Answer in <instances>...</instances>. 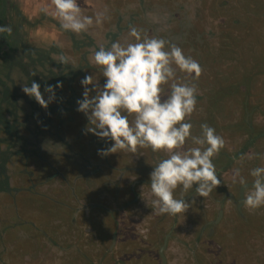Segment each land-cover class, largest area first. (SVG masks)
<instances>
[{"label":"rangeland","instance_id":"rangeland-1","mask_svg":"<svg viewBox=\"0 0 264 264\" xmlns=\"http://www.w3.org/2000/svg\"><path fill=\"white\" fill-rule=\"evenodd\" d=\"M78 3L82 13L93 16L94 21L96 13H103V22H94L87 33L65 31L58 19L40 10L45 6L54 10L51 0H7L3 12L11 32L21 36L22 44L33 46V51L44 58L40 61L34 53L29 58L17 56L18 66L28 71L32 65L41 74L48 68L57 69L56 64L62 68L58 59L64 55L69 60L65 65L79 69L80 73L70 85L66 82L62 86L63 99L55 92V99L49 103L61 108L60 114L54 115L58 130L50 127L51 132L58 133H45L50 145L41 146L40 141L48 138L37 134V149L30 147L31 153L14 156L8 162L12 191L0 192V264H158L141 253L143 248L147 249V242L159 239L150 247L156 250L170 229L166 253L169 264H264V206L252 210L243 205V215L239 214L236 203L240 185L233 183L237 169L241 176H250L252 169L264 167V0ZM129 26L142 29L150 37L185 42V48L178 45L186 50L184 54L203 64L198 80L185 78L177 70L184 82L194 83L197 88L196 111L189 119L192 135L196 136V126L206 121L225 140V147L213 158L218 160L213 163L220 171L217 175L221 185L206 198L197 195L195 186L186 193H179L178 187L175 197L183 196L192 202V207L176 216L157 215L153 211L155 197L150 184L141 182L150 179L151 172L137 170L141 165L155 166L166 158V153H154L147 148L135 154L120 151L101 157L97 150L110 147L112 142L92 133L83 134L87 117L76 110V101L83 98L81 79L93 75L101 85L106 80L94 63L95 51L115 40L122 45L135 42L129 35ZM192 43L194 48L189 49ZM247 43L250 50L246 49ZM246 71L248 77L243 80L240 74ZM236 80L242 83L238 85ZM226 86L231 88L223 94ZM49 95L45 93L44 98L47 100ZM194 146L197 145L191 140L186 143V147ZM229 159H234L232 165L223 168ZM132 182H138L137 201L129 202L127 196L120 195L122 202H128L126 205L110 194L118 196ZM223 187L234 197L225 200L219 222L209 224L221 209L217 198L224 194ZM91 202L113 208L124 204L126 211L117 214L115 224V213L108 215L102 208L92 207ZM256 221L260 230L259 236L254 237L252 228ZM110 231H116L119 237L121 234L120 242L112 249L110 242L103 241V235ZM123 239L125 243L120 244Z\"/></svg>","mask_w":264,"mask_h":264},{"label":"clouds","instance_id":"clouds-1","mask_svg":"<svg viewBox=\"0 0 264 264\" xmlns=\"http://www.w3.org/2000/svg\"><path fill=\"white\" fill-rule=\"evenodd\" d=\"M51 7L54 10L48 6L40 10L58 19L63 30L75 34L87 33L94 22L100 24L105 18L103 13H96L95 21L93 16L84 15L78 0H51ZM0 32L10 33L11 28L0 26ZM129 35L135 42L122 45L115 40L95 51L94 63L106 80L101 85L93 75L83 77V98L76 101V110L87 117L83 134L112 142L110 147L97 150L101 157L120 151L135 154L147 148L166 153L150 173L155 197L152 209L157 215L176 216L192 207L183 196L175 197L178 187L186 193L195 186L197 195L206 198L221 185L213 158L225 147V140L207 123L200 125L201 135H192L189 119L196 111L197 88L184 82L177 70L185 78L198 80L203 72L200 63L177 44L150 37L135 26H129ZM58 63L65 65L69 60L61 55ZM62 86L46 84L47 100L35 80L30 86L23 85L22 91L47 109L55 99V88ZM189 140L197 146L186 147ZM250 175L254 177L252 191H245L242 205L255 210L264 206V167L252 169ZM233 183L248 187L239 169Z\"/></svg>","mask_w":264,"mask_h":264},{"label":"trees","instance_id":"trees-1","mask_svg":"<svg viewBox=\"0 0 264 264\" xmlns=\"http://www.w3.org/2000/svg\"><path fill=\"white\" fill-rule=\"evenodd\" d=\"M6 6L7 0H0V25L2 26H6L3 18V12ZM24 35L26 36V34ZM22 41L21 36L14 34V32H2L0 34V177L3 178H0V192L5 193L12 191L7 173L8 162L12 160L14 156L27 154L28 152L31 153L33 150H30V147H35L34 150L37 149V134L43 133L45 135V133H48L49 136L55 135V133L58 132H51L50 127L54 126L57 130L59 128V125L54 123V115H56L55 113L60 114V106L49 104L47 109L43 108L34 98L29 97L22 91V86H30L32 80H35L41 85V92L45 94L44 86L46 84L55 86L58 83L64 85V83L67 82L68 85H70V81L80 73L79 69H74L69 65H63L61 68V65L58 64H56L57 69L48 68L46 71L41 72V74L37 73V69L32 65L28 66V71L24 70L16 64L17 56H27L29 58V55L34 53L38 55V60L41 61L44 58L37 50V52L33 51V46L25 43L22 44ZM171 42L182 45V47L185 48V42L178 41V38L173 39ZM21 45L25 46L20 48ZM192 46H194L193 43L189 45V49L194 48ZM223 48L224 46L221 47L222 50ZM246 49H251L249 43L246 44ZM198 62L200 63V60ZM234 67L235 63L233 65V68ZM18 69H20L21 72ZM16 70H18V73ZM14 71L16 74H14ZM207 72L210 77H213L212 74H210V70H207ZM31 73H36V75L33 76ZM226 76H229V74H226ZM240 76L243 80L247 78V71L241 73ZM236 83L240 85L242 82L236 80ZM215 88L216 86H214V89ZM225 88L226 89L222 91L223 94H226L227 88L231 87L226 86ZM55 92L62 98L63 92L61 88H55ZM221 105L223 106L224 104ZM205 123L209 124V122L206 121ZM201 124L199 123L196 126L197 129L199 128L196 136L201 135ZM28 133L30 134L29 136H27ZM49 136H47L48 139L43 138L39 144L41 146H49ZM243 152H245V150L237 153L235 158H239ZM233 160L234 159H229L225 167H230Z\"/></svg>","mask_w":264,"mask_h":264},{"label":"flooded vegetation","instance_id":"flooded-vegetation-1","mask_svg":"<svg viewBox=\"0 0 264 264\" xmlns=\"http://www.w3.org/2000/svg\"><path fill=\"white\" fill-rule=\"evenodd\" d=\"M213 161H215V163L216 162H218V160H213ZM220 161V160H219ZM215 166H217V164H215ZM223 168H226L225 166L223 167ZM137 170H140V171H143V172H151L152 170H153V166H151V165H147V166H145V167H142V165H141V167L139 166V168H137ZM220 171L219 170H217V174L219 173ZM244 179L247 181V183H249V182H252L253 180L251 179L252 178V176L250 175V176H248V174H244ZM141 181V180H140ZM141 182H144L145 184H150V179H146V180H144V181H141ZM136 183L138 184V182H132L131 183V185H130V187H129V189H127L125 192L123 191H121L120 193H119V195L118 196H116V194L117 193H110V194H112L113 196H114V199H117V200H119L120 202L119 203H126V205H128V202L127 201H125V202H122V199H124L123 197H126V198H129V202H135V201H137V198H138V195H136L137 194V190H136ZM240 188H241V186L239 187V190H238V202L236 203V208H237V212L239 213V214H241V215H243L242 214V207H243V205L241 206V207H238V204H239V202H240ZM251 188V186L250 187H248L246 190H248V189H250ZM221 190H223L224 191V194L220 197V198H217L216 196H215V198H217V199H219L220 200V202H221V204H220V206H221V209L219 210V212L222 210L223 211V213H224V207H225V200L227 199V198H232L233 199V197H234V195L231 193V192H228V188H225V187H223ZM245 190V191H246ZM182 187H181V189H179V193H182ZM110 192V191H109ZM120 195H123V197L122 196H120ZM89 196H92V195H89ZM91 197H89V199H90ZM99 198V197H98ZM132 198H134V200H132ZM118 203V204H119ZM91 205H92V207H95V206H97V208H102V210L104 211V213L106 212V214H110V212L112 213V214H114L115 213V215H114V221H113V223H115L116 224V216H117V214L118 213H120V212H124V211H126V206L124 205V204H121V206H120V208H117V207H115L114 206V208L113 207H101V205H97V204H94L93 202H91ZM219 212H218V216H217V218L214 220V221H209L208 223L209 224H213V225H216L218 222H217V219L219 218ZM105 214V215H106ZM223 215V214H222ZM222 217V216H221ZM221 217H220V219H221ZM255 223H259L258 221H256V222H254V224H253V231H254V233H253V236L254 237H256V236H259V233H258V231L260 230V225L259 224H255ZM150 231V230H149ZM171 231H172V229H170L169 230V232H167V234H165L164 235V237H163V239H161V243L159 244V247L156 249V250H153L152 248H150V247H153V246H155L156 245V243L159 241V239L157 240V239H155L153 242H150V243H148L147 242V244H145V246H146V248L147 249H144L143 248V253H141V255L142 256H147V257H152V259H154L155 261H157L158 262V264H162V257H161V253H160V250H161V248H162V246L164 245V243H165V239H166V237L168 236V242H167V246H166V248L164 249V254H165V256H166V258H167V264H169V261H168V257H167V251H168V248H169V240H170V238H171ZM126 232H128V231H126ZM104 237H103V241H108V242H110V246H111V248H109V249H112V247H114V246H116V244H118L120 241V237H121V234H120V237H119V235H118V233L116 232V231H114V232H112V231H110L109 233H106V234H104L103 235ZM122 237H125V236H123L122 235ZM247 241V240H246ZM155 242V243H154ZM125 243V240L123 239L122 240V243H120V244H124ZM244 244H247L246 242H244ZM247 245H251V244H249V242H248V244ZM247 245L245 246V247H247ZM128 248V247H127ZM151 251H153V252H155L154 254L151 252ZM129 253H132V251L131 252H129ZM246 253V252H245ZM138 260H140V259H138Z\"/></svg>","mask_w":264,"mask_h":264},{"label":"water","instance_id":"water-1","mask_svg":"<svg viewBox=\"0 0 264 264\" xmlns=\"http://www.w3.org/2000/svg\"><path fill=\"white\" fill-rule=\"evenodd\" d=\"M252 183H253V182H249V183H247L248 187H250ZM248 187H247V188H248ZM245 190H246V189H245L244 187H241V188H240V202H239V204H238V207H241V206H242V200H243V197H244V195H245ZM222 214H223V211L221 210V211L219 212V218L217 219V222L220 220V217L222 216ZM167 242H168V236L166 237V239H165V243H164V245L162 246V248H161V250H160L161 257H162V264H167V258H166L165 254H164V249H165L166 246H167Z\"/></svg>","mask_w":264,"mask_h":264},{"label":"crops","instance_id":"crops-1","mask_svg":"<svg viewBox=\"0 0 264 264\" xmlns=\"http://www.w3.org/2000/svg\"><path fill=\"white\" fill-rule=\"evenodd\" d=\"M2 32H0V34H1Z\"/></svg>","mask_w":264,"mask_h":264}]
</instances>
